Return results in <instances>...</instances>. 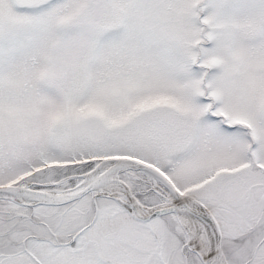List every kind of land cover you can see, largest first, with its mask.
I'll use <instances>...</instances> for the list:
<instances>
[{
  "label": "snow or ice",
  "instance_id": "6c2138e0",
  "mask_svg": "<svg viewBox=\"0 0 264 264\" xmlns=\"http://www.w3.org/2000/svg\"><path fill=\"white\" fill-rule=\"evenodd\" d=\"M0 264H264V0H0Z\"/></svg>",
  "mask_w": 264,
  "mask_h": 264
}]
</instances>
